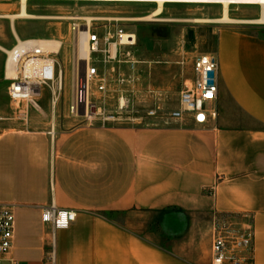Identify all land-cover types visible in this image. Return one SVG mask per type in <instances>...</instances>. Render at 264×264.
Listing matches in <instances>:
<instances>
[{"label":"crops","instance_id":"obj_1","mask_svg":"<svg viewBox=\"0 0 264 264\" xmlns=\"http://www.w3.org/2000/svg\"><path fill=\"white\" fill-rule=\"evenodd\" d=\"M230 11L239 20L261 17L254 4ZM213 55L217 116L204 126L189 117L86 122L70 113V95L14 110L22 122L0 133V205L14 210L16 264H50L41 212L51 203L75 212L54 232V264H210L216 214L250 220L243 264H264V20L219 28ZM130 211L169 217L148 238L118 218Z\"/></svg>","mask_w":264,"mask_h":264},{"label":"rangeland","instance_id":"obj_2","mask_svg":"<svg viewBox=\"0 0 264 264\" xmlns=\"http://www.w3.org/2000/svg\"><path fill=\"white\" fill-rule=\"evenodd\" d=\"M19 0H0V14L18 11ZM241 6V5H240ZM155 4L130 1H48L30 0L27 11L46 18L16 19L14 29L21 39H58L62 46L53 56L63 69L62 87L54 94L48 86H42L40 97L34 96L39 105L61 104L71 95L72 42L70 21L60 16H107L123 18L121 28L135 36L131 46L122 47L120 62L98 64L103 90H97L98 82L90 84V117L81 116L83 121L106 123L112 127L161 124L169 119L170 111L178 108L179 94L185 83L193 77L192 62L202 54H214L217 31L236 23L194 22L193 18H215L220 15L221 5L214 3H165L161 13L166 21L124 20L148 15ZM233 7V6H232ZM231 7V8H232ZM236 7V6H235ZM230 9V7H229ZM229 16L233 18V12ZM100 22H94L99 25ZM15 44L13 32L7 18H0V46L11 48ZM6 54L0 50V133L22 122L21 113L15 109L30 102L12 101L7 94L10 82L3 73ZM123 99L124 106L119 107ZM71 113V112H70ZM74 115V114H73ZM77 116V115H75ZM127 226L138 234L151 236V229L166 226V213L130 211L118 215ZM172 225L176 227L174 218ZM234 228L240 235L251 236V225L246 217L236 219ZM164 229V228H163ZM211 242V240H210ZM206 238L200 239V250L206 246Z\"/></svg>","mask_w":264,"mask_h":264},{"label":"built area","instance_id":"obj_3","mask_svg":"<svg viewBox=\"0 0 264 264\" xmlns=\"http://www.w3.org/2000/svg\"><path fill=\"white\" fill-rule=\"evenodd\" d=\"M30 1V0H28ZM48 1H91V0H48ZM214 4L222 7L221 0H213ZM228 7L240 5H257L261 11L264 7L262 0H226ZM168 3V2H165ZM186 3V2H170ZM190 3V2H189ZM202 3V2H197ZM60 19L70 21L69 31L74 40L78 33H82L89 51V59L76 62V73L73 74L74 60L72 62V83L69 102V111L74 115L87 116L92 114V104L87 103V93L90 84L96 80L97 90H103V80L100 77L98 64H111L120 62L118 58L122 47L131 46L132 33L121 28L123 18L107 16H91V25L83 16H60ZM94 22H100L94 25ZM131 36V37H129ZM16 46L18 40L14 37ZM38 38L22 39L24 48L18 51L13 59L14 76L9 77L7 94L12 101L30 102L33 105L34 96H39L42 86H48L54 94L55 89L62 87L63 69L53 59L58 51L48 50L37 41ZM124 39V43H122ZM62 43L59 47V50ZM5 70V67H3ZM193 77L185 83L179 94V106L170 111L169 118L184 120L190 118L196 126H204L217 116L215 106L218 93L217 62L214 55L202 54L192 62ZM205 71H212V77H205ZM5 73V72H4ZM205 80H212L206 84ZM88 117V116H87ZM75 219V212L71 209L57 208L53 203L42 207L41 221L50 226L49 250L46 258L50 264H54V232L67 228ZM237 218L229 214H216L210 223V264H243L245 256L243 252L249 250L251 236L240 235L234 228ZM15 232V214L11 205H0V264H16L9 256L13 247Z\"/></svg>","mask_w":264,"mask_h":264},{"label":"bare ground","instance_id":"obj_4","mask_svg":"<svg viewBox=\"0 0 264 264\" xmlns=\"http://www.w3.org/2000/svg\"><path fill=\"white\" fill-rule=\"evenodd\" d=\"M91 1H130V2H147V3H153L155 4V7L153 10L146 16L137 18V19H130L125 17L124 20H144V21H166V19L160 18L161 13L163 11V5L165 2H202V3H211L214 2L213 0H91ZM253 2L259 1V0H251ZM27 2L28 0H19V7L18 11L15 13H6V14H0V18H7L10 23V28L13 32L14 37L18 40V43L16 46H12L11 48H4L0 46V50L3 51L6 54V59L4 61V67L5 70H3L4 76L6 78L14 76V64L13 59L15 56H17L18 51L23 50L24 43L21 38L16 34L14 29V21L16 19H30V18H46L42 15H35L31 14L27 11ZM264 2V0H262ZM222 3V9L220 12V15L215 18H193L192 21L194 22H209V23H248V22H254V23H260L262 20H264V17H262V13H264V7L261 9V17L256 20H239L235 19L229 16V7L228 2L226 0H221ZM88 21V25H91L90 21L92 20L91 16H83ZM61 18V17H57ZM132 36V43L135 42V36L134 34ZM129 36V37H131ZM37 41L41 43L44 48H47L48 50L58 51L61 41L58 39H46V38H38ZM124 43V39L122 41ZM72 53H73V60H74V66H73V74L76 73V62H83L86 59H89V51L87 48V44L85 43V38L83 37L82 33H78L77 36H75L73 42H72ZM87 103H90V94L89 91L87 93ZM33 106H36L35 101L33 102ZM124 102L123 99L119 101V107H123ZM87 116L90 117L89 112H86Z\"/></svg>","mask_w":264,"mask_h":264},{"label":"water","instance_id":"obj_5","mask_svg":"<svg viewBox=\"0 0 264 264\" xmlns=\"http://www.w3.org/2000/svg\"><path fill=\"white\" fill-rule=\"evenodd\" d=\"M212 75H213V72L212 71H205L204 72V76L205 77H212ZM205 83L206 84H211L212 83V80H205Z\"/></svg>","mask_w":264,"mask_h":264}]
</instances>
